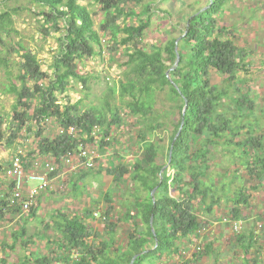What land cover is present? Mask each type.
<instances>
[{
    "label": "trees",
    "instance_id": "obj_1",
    "mask_svg": "<svg viewBox=\"0 0 264 264\" xmlns=\"http://www.w3.org/2000/svg\"><path fill=\"white\" fill-rule=\"evenodd\" d=\"M19 1L0 0V70L10 80L2 84L0 93L11 94L14 99L10 114L0 111V142L8 130L11 135L4 140L7 148H16L33 137L34 146L23 158L25 169L39 157L53 158L61 169L60 159L74 155L80 145L95 147L98 152L117 146L135 158L126 163L125 153L120 156L115 151L113 156L120 163L110 165L105 172L116 189L132 183L130 200L117 205L107 192L97 219L90 209L78 214L54 211L51 219L41 225L45 234L51 229L55 235L52 239L48 234L43 237L46 253L27 252L17 264H130L135 255L138 257L133 264H144L149 257L158 258L159 264L167 260L193 264L203 256H217L219 249L213 240L206 241L201 250L196 249L190 259L185 247L207 225L197 216L195 206L211 213L218 203L214 190L217 182L212 175L215 157L222 154L228 164H238L250 184L232 192L227 225L244 218L242 207L250 205L252 191L259 190L264 182V135L252 134L256 111L246 81L251 63L247 61L248 53L234 40V23L230 20L220 24V10L228 0H208L188 17L183 27L180 22L172 23V15L159 6L164 0H93L102 17L98 28L80 0H24L42 18L41 36L60 33L46 69L41 68L34 52L20 43L16 49V43L10 41L14 31L12 17L18 8L10 11L7 7L10 2ZM155 14L169 19V29L160 28L164 34H156L160 40L147 48L144 34L150 30ZM176 31L178 35L173 34ZM104 35L109 36L107 54L123 59L118 63L121 78L116 85L107 87L108 98L102 107L85 104L86 98L73 102L67 93L75 89L74 84L87 91L89 80L97 78L83 74L81 65L86 59L103 58ZM176 53L178 65L169 71ZM114 96L121 108L110 107ZM127 118L129 122H125ZM50 127L53 135L47 131ZM69 128L73 129L72 134ZM167 129L170 135L164 145L158 135ZM123 132L130 135L128 142L132 141V147L123 144ZM171 146L170 163L161 173ZM126 147L130 151H125ZM136 150L139 157L134 156ZM223 167L226 175L228 167ZM85 172L70 174L67 180L73 189ZM2 173L0 225L22 221L12 232V244H7V248L13 249L19 238L23 239V248H27L29 242L41 236V232L25 234L26 222L36 216L40 199L22 216L21 207L10 204L13 183L5 177V170ZM237 178L233 175L230 184ZM154 189L153 202L150 194ZM47 191L51 193L50 189ZM88 218L89 223L84 221ZM91 221L99 222L101 229H95ZM122 223L127 228L124 244L118 245L115 237ZM257 238L252 231L247 236L234 233V244L242 251L245 264H264L261 245L251 255ZM246 256L249 258L244 259ZM0 264H6V260L1 259Z\"/></svg>",
    "mask_w": 264,
    "mask_h": 264
},
{
    "label": "rangeland",
    "instance_id": "obj_2",
    "mask_svg": "<svg viewBox=\"0 0 264 264\" xmlns=\"http://www.w3.org/2000/svg\"><path fill=\"white\" fill-rule=\"evenodd\" d=\"M208 0H164L159 6L163 9L167 10L172 15V23L180 22L183 27L186 23L188 17L198 8L206 5ZM80 3L85 5L91 14V18L94 21L95 28H98V24L100 23L102 17L97 12V6L93 4V0H80ZM10 11L17 9V14L12 17L14 22V31L10 33V41L16 45L14 46L18 49L17 44L24 45L27 49L31 50L37 55V59L39 60L42 69H46L47 66L51 63L53 53L56 48V37L58 34H51L46 36L45 38L41 36L40 26L43 21L40 16L36 15L38 12L37 9H34V6L28 4L26 1L21 0L19 2H10L8 7ZM225 8V9H224ZM220 10V14H222V21L220 24H224V22L229 23L231 20V29L234 32L235 41L241 48H244L248 53L247 61L251 63V66L247 69L246 73V81L251 88V99L254 101L255 113L252 120H256L255 130L252 131V134L256 135H264V0H228L226 5ZM2 7L0 6V10ZM152 26L150 30L145 32V44L147 48L149 45L154 42L160 40V35L156 36V34H164L163 31H160L162 28L164 31L169 29L168 26V18H162L160 15L152 16ZM174 35H178L176 31L173 33ZM156 36V37H155ZM104 55L103 58L94 57L92 59H86L82 63V72L83 74H88L92 77L88 83V89L84 90L81 85L75 83V89L73 91H69L67 94L71 96L72 101H77L81 98H86L85 104H93L95 106L102 107L104 100L108 98V86L116 85V81L121 78L122 69L119 67V64L123 59L118 56H111L107 54V47L109 46V36L104 35L101 37ZM15 59L17 58V53H13L12 55ZM109 80H108V79ZM10 80H6L5 74L3 70H0V88H3L2 84L9 83ZM14 81V80H12ZM220 79L217 78V82ZM222 82L220 83V85ZM244 88V87H243ZM257 94V95H256ZM115 101H110V107L121 108V103L116 100V96H114ZM13 96L10 94L0 93V111L5 114L11 113V106L13 104ZM165 104H170L165 102ZM129 118L125 119V122L128 121ZM128 125V123H126ZM9 125V123H7ZM6 125V126H7ZM248 125V123H245ZM50 134L53 135V128H49L47 130ZM11 135V132L8 130L5 133L4 140ZM170 132L167 129L164 133L159 134L158 138L162 139L163 144L167 145L168 138ZM129 137L126 132H123L121 138H123V144L126 146L132 147V141L129 143ZM19 138V137H18ZM0 142V177L3 176L2 171L5 170L7 166V161H10L11 155L14 151L15 145L10 148L5 146V142ZM29 147L32 148L34 146V139L31 136L28 141ZM136 147V146H135ZM119 152L120 156L125 152L121 147L110 146L105 151L98 152V157L96 159V165L94 170H89L79 183L75 184V188L71 187V183L68 182V178L70 177V171L65 170L66 174L60 175V177L56 178L52 184L50 192H43L40 196V206L37 210V214L35 217L30 218L26 222V236L32 235L34 233L41 232V236L36 238L35 242L28 243L27 248H23L22 238H19L16 241L15 247L13 249H8L7 244H12V232L14 229H17V226H21L22 221L18 220L17 222H8L0 225V261L1 259L6 260V264H17L18 258L20 256L26 255L27 252H34L38 254L46 253V239L43 237L48 234V238H54V232L51 229H47V233L45 234L42 229V221L48 222L51 218V214L54 211H61L66 213H80L85 209H90L95 212L101 211L100 207L104 205V196L107 192L111 193V198L116 204L126 203L125 200H130L129 191L132 189V183L128 182L127 186L121 187V189H116L114 184L110 181V179L106 176L105 172L109 168L110 165H118L120 163V159L118 157H114V152ZM125 151H130V148L126 147ZM139 151L136 150L134 156L139 157ZM135 157H133L130 152L125 153L124 159L126 163L133 161ZM216 166L213 170L212 175L216 179V186L214 190H216L215 194L218 198L217 205L211 210V213H207L206 210L199 207L197 204L196 214L201 219L204 220L206 225V229H202L199 237L196 239H192V241L185 245L187 248L186 256L188 259L191 258V254H193L198 246H201L206 243V241L213 240L215 247L219 249V254L215 256V254H210L206 257H201L197 262L193 264H229V261L232 257L240 256L237 259L238 264L241 263V254L240 249L236 248L234 242V233L233 225L229 226L226 224L228 210L231 208V196L232 192L238 188L239 186L244 184L248 187L250 184H247L245 181V173L240 169L238 164L231 163L228 164L225 160L226 157L223 155H219L215 157ZM160 161H164L162 158ZM228 173L224 175L225 167ZM214 166V164H213ZM235 170H237L235 172ZM79 174V173H75ZM233 175H236V180L230 184ZM76 177V175H74ZM254 183H251L253 185ZM252 198L250 201V205L248 207H242L241 215L244 217L240 221L242 229L240 230V234H245L246 236L250 234V232H254L257 234V243L253 245L252 254L254 255L255 249L257 245H261V250L264 251V182L263 186L259 188V190L252 191ZM37 204L35 201L34 206ZM209 204V200H207L206 205ZM121 207V206H120ZM82 209V210H81ZM120 210L117 207V211ZM27 212H24L22 216H24ZM94 216V215H93ZM94 218H98L95 217ZM85 222L89 223L90 219H85ZM119 230L117 231L115 240L116 243L124 244L125 230L127 228V224H119ZM106 235H104L105 238ZM121 246V245H120ZM236 254V255H235ZM235 258L233 261H235ZM161 261L158 258L149 257L144 261V264H159ZM260 263V262H259ZM258 261L254 264H259ZM161 264H180L179 262L168 260L163 261Z\"/></svg>",
    "mask_w": 264,
    "mask_h": 264
},
{
    "label": "built area",
    "instance_id": "obj_3",
    "mask_svg": "<svg viewBox=\"0 0 264 264\" xmlns=\"http://www.w3.org/2000/svg\"><path fill=\"white\" fill-rule=\"evenodd\" d=\"M69 133L72 134L73 129L69 128ZM28 141L29 139L23 141L14 149L10 163L5 169V177L13 183L9 198L10 204H18L23 212H27L43 192L51 189L56 178L66 174L64 169L70 171V174H75L95 168L98 157L97 149L88 145H80L74 155L60 159L61 169L57 167L53 158L47 157L36 158L29 168L25 169L23 158L31 149ZM93 215L99 218L98 212ZM241 223L238 221L232 224L233 232H240ZM197 249L201 250L200 247Z\"/></svg>",
    "mask_w": 264,
    "mask_h": 264
},
{
    "label": "water",
    "instance_id": "obj_4",
    "mask_svg": "<svg viewBox=\"0 0 264 264\" xmlns=\"http://www.w3.org/2000/svg\"><path fill=\"white\" fill-rule=\"evenodd\" d=\"M209 6H210V5H209ZM176 43H177V42H176ZM178 62H179V56H178V54L176 53V59H175L174 65H173V67H172L171 69H169V71L173 70V69L178 65ZM169 71L167 72V76H168V74H169ZM186 108H187V102L185 101V104H184V107H183V111H182L183 116L185 115ZM182 126H183V121L181 122V126H180V128L177 130V134H176V136H175V139H176L177 136L180 134L179 131H180V129L182 128ZM171 154H172V146H171L170 151H169V159H168V163H167L166 166H164V167L161 169V173L164 172V170L168 167V165H169V163H170V160H171ZM155 190H156V189L152 190V192H151V194H150V195H151V198H152V200H153V202H154V193H155ZM151 221H152V220H151ZM151 221H150V223H151ZM152 232L154 233V229H153V228H152ZM137 257H138V256L135 255V256L132 258L130 264H133L134 261H135V259H136Z\"/></svg>",
    "mask_w": 264,
    "mask_h": 264
},
{
    "label": "crops",
    "instance_id": "obj_5",
    "mask_svg": "<svg viewBox=\"0 0 264 264\" xmlns=\"http://www.w3.org/2000/svg\"><path fill=\"white\" fill-rule=\"evenodd\" d=\"M98 212V211H97ZM94 214V213H93ZM91 224H93V227L95 228V229H98V228H100L101 229V224L99 223V222H97V221H94V222H92L91 221ZM119 230V229H118ZM241 253H242V251H240ZM261 253L264 255V251L262 252L261 251ZM236 255V254H235ZM255 255V254H254ZM235 258V256L234 257H232L231 258V260L229 261V264H238V262H237V259L238 258H240V256H237L236 258H235V261H233V259ZM241 258H242V256H241ZM246 258H249V256H246V257H244V259H246ZM242 261H241V263L242 264H245V260H243V259H241Z\"/></svg>",
    "mask_w": 264,
    "mask_h": 264
}]
</instances>
